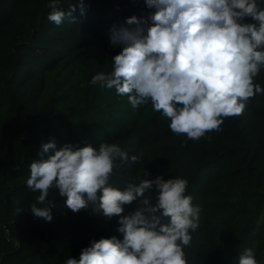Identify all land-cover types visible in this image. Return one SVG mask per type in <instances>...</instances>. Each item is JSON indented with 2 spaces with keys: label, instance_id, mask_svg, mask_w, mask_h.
Wrapping results in <instances>:
<instances>
[{
  "label": "trees",
  "instance_id": "1",
  "mask_svg": "<svg viewBox=\"0 0 264 264\" xmlns=\"http://www.w3.org/2000/svg\"><path fill=\"white\" fill-rule=\"evenodd\" d=\"M49 3L0 0V264H66L94 240L123 239L118 217L91 207L73 213L55 185L37 205H53V219L33 216L40 193L27 186L30 165L49 141L56 150L114 143L137 156L135 163L117 161L109 184L119 190L143 178L185 179V195L200 209L199 227L183 248L187 264H238L246 248L264 264V93L250 98L241 115L222 117L219 131L199 140L176 134L151 101L133 109L127 95L91 83L113 71L111 57L122 51L110 44L113 26L134 28L125 22L136 16L146 34L155 9L144 0H85L84 15L77 9L75 22L57 26L47 19ZM76 3L60 0L59 7L67 12ZM257 4L264 9V0ZM253 82L264 88V67ZM156 194L145 196L154 204ZM136 206H124L123 215Z\"/></svg>",
  "mask_w": 264,
  "mask_h": 264
},
{
  "label": "clouds",
  "instance_id": "2",
  "mask_svg": "<svg viewBox=\"0 0 264 264\" xmlns=\"http://www.w3.org/2000/svg\"><path fill=\"white\" fill-rule=\"evenodd\" d=\"M144 2L155 9L146 34L141 26L145 21L136 16L125 22L134 28L113 26L110 44L122 45V51L111 57L113 71L94 75L93 85L127 95L133 109L151 101L155 111L169 118L172 132L191 140L219 131L222 117L241 115L250 98L264 93L253 82L264 67V9L257 0ZM59 3L50 0L48 5L47 19L57 26L66 18L75 22L77 9L85 14V0L69 5L67 12ZM41 148L42 158L31 163L27 180V186L40 193L30 206L33 216L53 219V205H37L45 204L55 185L73 213L91 207L108 219L118 217L117 231L123 234L122 240L112 236L92 241L78 260L70 257L66 264H187L183 248L190 245V231L199 227L200 209L185 195V179L143 178L119 190L109 184L117 161L135 163L138 157L129 158L117 144H65L56 150L49 141ZM50 150L54 154L44 159ZM153 189L154 204L145 196ZM134 202L135 210L123 215L124 206ZM238 264H258L254 250L246 248Z\"/></svg>",
  "mask_w": 264,
  "mask_h": 264
}]
</instances>
